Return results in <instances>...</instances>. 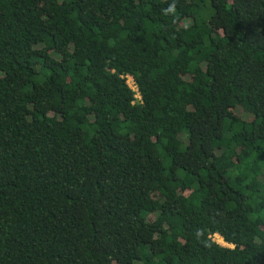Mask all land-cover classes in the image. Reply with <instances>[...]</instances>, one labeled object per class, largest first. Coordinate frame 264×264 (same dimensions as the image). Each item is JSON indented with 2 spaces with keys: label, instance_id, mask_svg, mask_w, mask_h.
<instances>
[{
  "label": "trees",
  "instance_id": "trees-1",
  "mask_svg": "<svg viewBox=\"0 0 264 264\" xmlns=\"http://www.w3.org/2000/svg\"><path fill=\"white\" fill-rule=\"evenodd\" d=\"M0 264H264V0H0Z\"/></svg>",
  "mask_w": 264,
  "mask_h": 264
},
{
  "label": "built area",
  "instance_id": "built-area-1",
  "mask_svg": "<svg viewBox=\"0 0 264 264\" xmlns=\"http://www.w3.org/2000/svg\"><path fill=\"white\" fill-rule=\"evenodd\" d=\"M129 82H131V83H129ZM127 84L129 85V87L136 93V95H135V97L137 98V99H140V97H139V95H138V92H137V90H136V88H135V85L133 84V81H132V79L131 78H128L127 79ZM214 241H215V239H213Z\"/></svg>",
  "mask_w": 264,
  "mask_h": 264
},
{
  "label": "rangeland",
  "instance_id": "rangeland-1",
  "mask_svg": "<svg viewBox=\"0 0 264 264\" xmlns=\"http://www.w3.org/2000/svg\"><path fill=\"white\" fill-rule=\"evenodd\" d=\"M129 83H131V82H129ZM213 239H215V241H216L218 244H221L222 246H227L226 244H224V243L222 242V240H221L217 235H214V236H213Z\"/></svg>",
  "mask_w": 264,
  "mask_h": 264
}]
</instances>
